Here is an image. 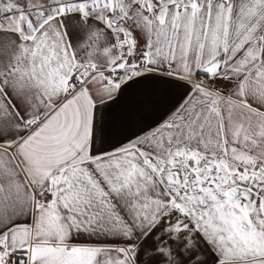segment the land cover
I'll return each instance as SVG.
<instances>
[{
    "label": "snow or ice",
    "instance_id": "obj_1",
    "mask_svg": "<svg viewBox=\"0 0 264 264\" xmlns=\"http://www.w3.org/2000/svg\"><path fill=\"white\" fill-rule=\"evenodd\" d=\"M0 264H264V0H0Z\"/></svg>",
    "mask_w": 264,
    "mask_h": 264
}]
</instances>
